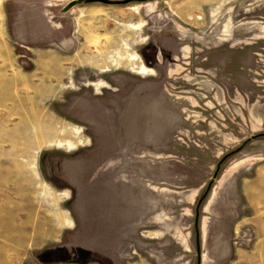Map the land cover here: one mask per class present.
<instances>
[{"label":"rangeland","instance_id":"obj_1","mask_svg":"<svg viewBox=\"0 0 264 264\" xmlns=\"http://www.w3.org/2000/svg\"><path fill=\"white\" fill-rule=\"evenodd\" d=\"M73 1L0 0V264H264V0Z\"/></svg>","mask_w":264,"mask_h":264},{"label":"water","instance_id":"obj_2","mask_svg":"<svg viewBox=\"0 0 264 264\" xmlns=\"http://www.w3.org/2000/svg\"><path fill=\"white\" fill-rule=\"evenodd\" d=\"M83 0H75L73 1L72 3H79V2H82ZM84 1H100V2H103V3H127V2H130V1H148V0H116V1H112V0H84Z\"/></svg>","mask_w":264,"mask_h":264},{"label":"crops","instance_id":"obj_3","mask_svg":"<svg viewBox=\"0 0 264 264\" xmlns=\"http://www.w3.org/2000/svg\"><path fill=\"white\" fill-rule=\"evenodd\" d=\"M129 60H130V58H129ZM139 70H141L142 72L147 71L146 67H144L143 65L139 66Z\"/></svg>","mask_w":264,"mask_h":264},{"label":"bare ground","instance_id":"obj_4","mask_svg":"<svg viewBox=\"0 0 264 264\" xmlns=\"http://www.w3.org/2000/svg\"><path fill=\"white\" fill-rule=\"evenodd\" d=\"M130 59H135L133 54L130 55ZM3 207H4V205H3Z\"/></svg>","mask_w":264,"mask_h":264}]
</instances>
